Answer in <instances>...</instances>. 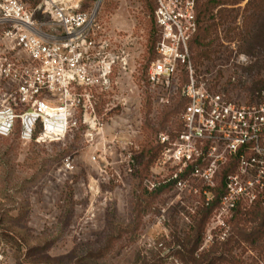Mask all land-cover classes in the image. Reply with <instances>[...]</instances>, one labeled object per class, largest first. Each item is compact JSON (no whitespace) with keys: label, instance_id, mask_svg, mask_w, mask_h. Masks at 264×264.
I'll return each mask as SVG.
<instances>
[{"label":"rangeland","instance_id":"obj_1","mask_svg":"<svg viewBox=\"0 0 264 264\" xmlns=\"http://www.w3.org/2000/svg\"><path fill=\"white\" fill-rule=\"evenodd\" d=\"M21 1L33 10L38 0ZM98 1L110 51L120 57L104 91H93L57 142L0 137V264H264V239L249 246L232 229L236 208L227 218L212 213L195 250L193 221L205 186L194 182L197 194L180 191L173 178L181 168L166 160L170 153L163 157L169 145L159 142L163 135L172 145L182 125L183 109L163 114L184 101L179 92L187 76L169 90L152 88L145 0ZM247 2L228 6V36L225 27L217 29L216 54L195 65L189 49L194 77L238 106L264 101V6L250 17L255 3L246 9ZM9 56L27 59L0 32V58ZM14 88L0 79V102L11 104ZM155 146L162 150L151 160ZM236 168L226 166L231 173Z\"/></svg>","mask_w":264,"mask_h":264},{"label":"built area","instance_id":"obj_2","mask_svg":"<svg viewBox=\"0 0 264 264\" xmlns=\"http://www.w3.org/2000/svg\"><path fill=\"white\" fill-rule=\"evenodd\" d=\"M146 1L154 7L157 27L148 83L169 90L180 75L187 76L179 92L186 101L182 130L172 145L160 136V144L169 145L163 157L170 153L166 160L181 168L173 178L178 189L197 194L194 182L205 186L200 196L206 203L214 199L220 172L235 163L236 172L228 170L224 179L216 214L227 218L238 204L248 208L264 197V101L234 105L194 77L189 42L196 32V0ZM99 9L98 0H41L33 10L21 0H0L2 39L12 52L27 57L0 58V79L15 86L7 94L13 102H0V137L17 131L24 143L57 142L75 113L88 107L93 91H104L120 57L110 51Z\"/></svg>","mask_w":264,"mask_h":264},{"label":"trees","instance_id":"obj_3","mask_svg":"<svg viewBox=\"0 0 264 264\" xmlns=\"http://www.w3.org/2000/svg\"><path fill=\"white\" fill-rule=\"evenodd\" d=\"M240 1L241 0H196V32L189 42V49L194 52L192 60L195 65H197L201 59H209L211 55L217 53L211 48L212 44L217 41V29L219 27H225L226 29L223 31L226 32L227 35H225L228 36V6L238 5ZM249 1L255 3V7L250 15V17H255V15H258L260 12L261 7L264 6V0H248L245 6L246 9L250 5ZM40 2L41 0H38L36 5ZM145 2L150 15V49H152V61L155 55L154 48L157 39V27L153 19L154 7L146 0ZM185 105L186 101L178 102L175 106L169 107L163 115L165 118L174 114L176 115L181 109H184ZM158 125L163 126L162 121ZM181 130L182 125L177 129V134H179ZM14 133L17 134V131ZM155 147H153L154 150H149L151 153V160L157 156L159 150H162L161 148H164L163 145L160 146L161 148ZM222 173V177L218 181V187L213 191L214 200H210L208 203H206L205 200H200L201 205L196 209V212L198 211V220L197 222L195 220L193 221L194 228H192V230H196L199 238L195 242V250L199 249L201 245V237L204 232L205 224L220 205L219 198L224 192V179L228 175L226 167L223 168ZM162 190L163 188H158L151 194L157 195L161 193ZM254 201L248 208H242L240 204H238L236 210L233 212L234 219L232 222V229L237 232L238 238L249 246H253L264 239V202L260 200ZM239 208L245 211H241Z\"/></svg>","mask_w":264,"mask_h":264}]
</instances>
